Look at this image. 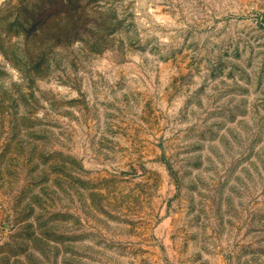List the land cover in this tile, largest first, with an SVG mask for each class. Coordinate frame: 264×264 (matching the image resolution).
<instances>
[{"label":"rangeland","instance_id":"1","mask_svg":"<svg viewBox=\"0 0 264 264\" xmlns=\"http://www.w3.org/2000/svg\"><path fill=\"white\" fill-rule=\"evenodd\" d=\"M0 264H264V0H0Z\"/></svg>","mask_w":264,"mask_h":264}]
</instances>
